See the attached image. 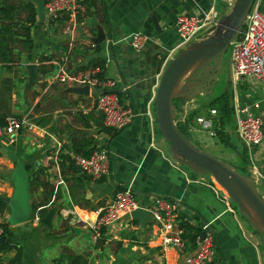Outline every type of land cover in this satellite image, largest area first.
I'll return each mask as SVG.
<instances>
[{
    "label": "crops",
    "instance_id": "crops-1",
    "mask_svg": "<svg viewBox=\"0 0 264 264\" xmlns=\"http://www.w3.org/2000/svg\"><path fill=\"white\" fill-rule=\"evenodd\" d=\"M255 1L264 14V0ZM236 2L88 0L74 24L67 20L50 22L45 12L42 21L37 17L32 29L36 43L34 54L50 58L45 65L51 64L55 69L62 65L69 72L88 67L94 59L104 61L105 71L100 68V77L115 82L112 91L125 106L132 108L135 117L129 126L114 131L104 126L102 116L95 108L98 91L89 90L88 95L69 92L68 89L75 86L52 83V72L44 77L39 75L43 83L40 90H28L26 95L22 93L20 96L17 94L19 90L5 82L11 80L14 72H23L27 76L25 66L28 62L15 67L13 73L3 69L0 117H24L31 123L32 120L40 121L39 126L33 123L35 128L32 131L23 129L17 132L7 147L18 160L30 165L27 176L31 209L34 204L46 203L34 211L36 214L32 211L37 218L33 217L29 223L30 232L18 227L14 233L13 240L22 251V264H50L65 249L71 254H87L91 264H183L184 258L197 246L192 248L189 242H185L183 249H162L150 222L142 228L136 221L132 224L120 220L106 229L99 241L90 238L88 226L95 220L96 210L111 203L115 193L126 188L133 191L139 206L147 210L153 208L157 198L168 200L174 206L178 224L184 222L200 232L205 224H210L216 256L209 264H264V249L258 234L249 230L247 221L219 186L171 158L154 116L155 93L166 65L181 50L208 34L205 30L191 43L178 48L177 18L201 15L210 8L220 17L225 16ZM98 32L105 39L96 45L94 41ZM136 33L147 38L139 52L132 49L129 41ZM91 44L99 46L98 50ZM31 63L38 66L36 61ZM228 66L231 78L230 57ZM219 81L211 94L201 95H206L207 99L192 100L180 106L176 123L191 124L187 140L194 146L242 170L257 187L264 186V179L257 180L253 176L258 172L264 178V139L258 146L245 147L236 135L234 110L237 106L247 107L252 114L262 118L264 131V88L259 82L242 79L236 84L230 81L219 94V90H214ZM214 91L219 95L213 96ZM225 94L230 113L211 115V109L219 110V100ZM215 116L223 120L221 128L225 144L215 133L212 143L201 138L203 132L210 135L213 131ZM197 118L210 120L211 130L202 129L196 123ZM97 148L108 150L110 174L92 180L77 169L66 153L73 151L87 156ZM57 150L59 161L47 162V157ZM15 167L2 154L0 198H11L14 194ZM51 208H56L52 227L38 233L40 219ZM9 215L10 209L6 206L0 214V224L8 223ZM15 254V249L5 252L3 261L8 262Z\"/></svg>",
    "mask_w": 264,
    "mask_h": 264
},
{
    "label": "built area",
    "instance_id": "built-area-1",
    "mask_svg": "<svg viewBox=\"0 0 264 264\" xmlns=\"http://www.w3.org/2000/svg\"><path fill=\"white\" fill-rule=\"evenodd\" d=\"M85 0H47L44 12L50 22L69 21L76 22L77 17L84 7ZM219 14L213 8L201 15H181L177 18L175 28L180 40L178 48H182L205 30L217 24ZM208 32V31H207ZM132 49L139 52L145 46L147 38L139 33L130 37ZM107 45L110 42H106ZM94 48L95 45L91 44ZM230 65L233 84L242 79H250L262 84L264 88V14L255 1L248 12L239 36L230 44ZM101 69L88 67L69 72L66 67L58 65L51 78L52 83L70 85L75 87L87 86L89 90H96L95 108L101 114L105 127L114 131H121L129 126L135 114L131 107L125 106L117 93L112 89L115 87L113 80L100 77ZM236 135L240 142L250 149L263 142V120L255 116L247 107H235ZM215 115L214 110L210 111ZM4 125L0 126V144L8 147L10 138L17 132L27 129L32 131L35 126L27 118H5ZM196 123L202 129L211 130L212 122L208 119L197 118ZM211 137L214 132L211 131ZM72 163L82 173L92 180H99L110 174V157L105 148H97L89 155L82 156L76 152L66 153ZM58 150L46 161H59ZM253 176L257 180L264 179L258 172ZM216 186H218L216 184ZM141 208L130 188L115 193L111 203L96 210V218L89 224L91 238L96 242L102 238L103 232L113 224L118 223L122 216ZM151 215V226L159 236V244L162 249H183L185 241L182 238L183 230L177 223L174 206L166 199L157 198L153 208L148 210ZM34 218H37L34 216ZM205 236L197 245L196 250L184 258L183 264H209L216 256L215 238L210 224L203 226ZM1 233V230H0Z\"/></svg>",
    "mask_w": 264,
    "mask_h": 264
},
{
    "label": "water",
    "instance_id": "water-1",
    "mask_svg": "<svg viewBox=\"0 0 264 264\" xmlns=\"http://www.w3.org/2000/svg\"><path fill=\"white\" fill-rule=\"evenodd\" d=\"M30 1L36 5L39 20L42 21L45 0ZM254 2L255 0H237L232 11L228 15L221 16L217 24L208 30V34L201 41L193 42L168 62L156 89L154 116L158 131L167 143L171 158L198 176L211 177L235 205L239 215L247 221L253 231L258 233L264 249V199L260 196L256 183L224 161L194 146L176 126L180 106L200 95L211 94L219 80L224 55L230 44L239 36ZM104 39V35L98 32L94 44L97 45ZM25 68L27 82L24 85V95L39 80L36 64L28 63ZM2 73L3 67L0 65V84ZM68 91L76 94H89L87 86L70 88ZM176 101H180L178 105ZM0 152L16 165L13 175L14 194L11 198H0V203L10 209L8 218L10 231L15 233L19 227L22 231L30 232L29 223L36 214L32 213L28 203L27 173L30 165L18 160L9 148L1 144ZM55 214L56 208L49 209L40 219V227L36 231L41 233L46 228H51ZM121 221H136L142 228H145L146 224L151 222V215L147 209L138 208L122 216ZM72 230L77 233L76 229ZM204 236L205 232L202 231L198 239L199 244ZM12 241V238L0 237V245L11 244Z\"/></svg>",
    "mask_w": 264,
    "mask_h": 264
},
{
    "label": "trees",
    "instance_id": "trees-1",
    "mask_svg": "<svg viewBox=\"0 0 264 264\" xmlns=\"http://www.w3.org/2000/svg\"><path fill=\"white\" fill-rule=\"evenodd\" d=\"M47 1V0H45ZM88 0H85L83 5H86ZM37 9L35 4L30 0H1L0 2V65L7 72L13 73L15 67H21L23 62H38V73L40 76L50 75L55 71V67L51 64L45 65L51 59L43 55H35L36 43L32 37V29L37 22ZM98 50L99 46H95ZM88 67H99L105 71V62L100 59H94L89 64ZM86 67V68H88ZM85 68V67H84ZM83 69V68H82ZM5 83L10 85L13 88L12 80L6 81ZM180 101H176L178 105ZM230 109L227 107L226 103V94L222 95L219 100V112L216 109L214 110L217 115H228ZM19 118V117H17ZM5 118L0 117V126L4 125ZM222 119L218 116H215L213 119V131L215 136L223 144L226 143L225 137L222 131ZM37 126L40 125V121L32 120ZM176 126L180 133L188 139V131L192 127L188 122L181 124L176 123ZM2 156L0 152V157ZM64 158H61L63 160ZM242 175H245V172L238 170ZM123 190V189H122ZM119 190V191H122ZM46 206V203L41 205H32V211H36L38 207ZM235 207V205H234ZM6 206L3 203H0V214ZM236 208V207H235ZM237 209V208H236ZM44 212V210H43ZM132 224H136L135 221H131ZM180 228L183 230L182 238L187 243L191 244V247H196L200 235V231L194 228L193 226L186 224L184 222L179 224ZM69 228H67L68 230ZM0 237L5 236L6 238L14 237V233L10 231L9 224L7 222L0 224ZM255 232V231H254ZM256 233V232H255ZM15 249L16 254L8 262L3 261V254ZM22 251L18 248L17 244L13 240L11 244L0 245V264H22ZM50 264H91L88 260V255H76L69 253L66 249L61 252L60 256L57 259H54Z\"/></svg>",
    "mask_w": 264,
    "mask_h": 264
},
{
    "label": "rangeland",
    "instance_id": "rangeland-1",
    "mask_svg": "<svg viewBox=\"0 0 264 264\" xmlns=\"http://www.w3.org/2000/svg\"><path fill=\"white\" fill-rule=\"evenodd\" d=\"M228 57H230V51H229V48L228 50L226 51L225 55H224V58H223V66H222V71H221V74H220V77H219V85L216 89L214 90H219V94L221 93L220 91L224 90V88H227L229 86V83H230V70H229V66H228ZM11 80H12V83H13V89L14 90H19L17 91V94H19L20 96H22V93H24V85L25 83L27 82V76L24 75V73L20 72H14L13 74H11ZM43 83L39 81L35 82V84L29 89V90H40V86H42ZM230 88V87H229ZM30 94V93H29ZM218 93L216 91L213 92V96L217 95ZM218 94V95H219ZM29 96V95H28ZM27 96V97H28ZM207 99L206 95L204 97H202L201 95L198 96L195 100V102H200L202 99ZM23 99V97H22ZM28 99V98H27ZM23 116V115H21ZM21 118H24V117H21ZM202 140L203 141H206L207 143H212V137L209 135V132H203L202 133V136H201ZM194 144H197L195 142H193ZM198 145V144H197ZM202 147V146H201ZM166 152L168 153V150H166ZM23 162V161H22ZM207 180H210L211 182H213L215 185L216 183L213 181V179H211V177L207 176L206 177ZM258 188V192L260 194V196L264 197V186L260 185ZM231 202V201H230ZM231 204L233 205V203L231 202ZM234 206V205H233ZM235 210H237L235 208ZM238 212V211H237ZM245 221V220H244ZM246 222V221H245ZM247 223V222H246ZM248 224V223H247ZM248 228L249 230L253 231L252 228L248 225ZM257 233V232H256ZM258 234V233H257ZM257 234H256V237H257ZM90 238H91V234H90ZM89 238V236H87V239L88 240H91Z\"/></svg>",
    "mask_w": 264,
    "mask_h": 264
}]
</instances>
